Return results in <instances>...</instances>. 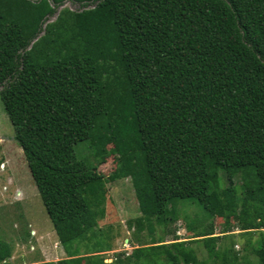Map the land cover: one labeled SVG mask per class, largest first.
<instances>
[{
	"label": "trees",
	"instance_id": "trees-1",
	"mask_svg": "<svg viewBox=\"0 0 264 264\" xmlns=\"http://www.w3.org/2000/svg\"><path fill=\"white\" fill-rule=\"evenodd\" d=\"M67 1L82 10L60 9ZM0 88L60 243L99 228L108 185L126 179L150 239L125 260L99 249L30 264H140L150 251L237 264L221 244L235 228L260 233L264 264V0H0ZM110 141L120 163L106 176L94 163ZM186 201L224 219L221 236L185 214L189 240L168 243ZM12 255L0 241V264Z\"/></svg>",
	"mask_w": 264,
	"mask_h": 264
},
{
	"label": "rangeland",
	"instance_id": "rangeland-1",
	"mask_svg": "<svg viewBox=\"0 0 264 264\" xmlns=\"http://www.w3.org/2000/svg\"><path fill=\"white\" fill-rule=\"evenodd\" d=\"M63 8L72 11L82 10L80 5L71 1L65 2L60 9ZM55 18L56 15L50 19V22ZM107 148L111 153L114 142L110 141ZM77 154L79 157H84L81 147L78 148ZM110 155L103 163H94L98 165L99 171L106 176L115 174L120 163L116 155L113 153ZM223 174V172L220 174L221 188L227 186L226 178L222 177ZM236 183L241 185L240 173L236 177ZM106 204V209L101 210L99 214V228L86 233L74 244L63 245L60 243L32 178L24 152L14 140V128L0 96V241L13 247L10 264H30L39 261L57 262L68 259L69 254L85 257L96 253L99 249L109 250L102 256L107 263H110L118 256L123 260L129 255L132 256L138 243L143 246L149 244V234L144 230L139 220L140 209L130 179L116 181L108 185ZM180 204V220L167 227L169 233L166 240L168 243L174 239L173 233L180 236L182 241L189 240L188 227L192 225L183 219L185 214L190 215L195 223L199 222L198 226L201 225V220H208L206 224L209 225L214 223L216 235L221 236L226 228L224 219H209V214L197 202L186 201ZM234 224V222L231 224L233 228L236 227ZM200 227L196 229H200ZM33 230H37L39 235L32 233ZM40 234L44 236L42 240ZM159 234H162L161 230H159ZM126 239L132 240L133 243L131 241L130 245ZM259 239V232L250 235L235 228L233 234L227 236L221 244L224 249L226 246L230 248L228 258L234 259L238 256L237 264H262L254 252V248L258 247ZM39 240L48 246H41L42 258L38 251H30L31 245L40 250ZM197 245L193 247L196 249L200 261L206 262L204 259L207 258V253L200 247L203 244ZM157 254L158 252L155 251L146 253L142 256L144 259L140 261V264H172L165 260L162 261L156 256ZM129 264H133V262Z\"/></svg>",
	"mask_w": 264,
	"mask_h": 264
},
{
	"label": "crops",
	"instance_id": "crops-1",
	"mask_svg": "<svg viewBox=\"0 0 264 264\" xmlns=\"http://www.w3.org/2000/svg\"><path fill=\"white\" fill-rule=\"evenodd\" d=\"M179 230H180V229H179ZM32 233H35L36 235H39V234L37 233V230H33ZM40 235L42 236V234H40ZM43 237H44V236L41 237V240H42ZM41 240H39L40 242H39V241H38V242H39V244H40V248H39V249H40V254L43 256V254L41 253V246L46 245V244L43 243V242H41ZM126 240H127L128 243H129V239H126ZM127 241H126V242H127ZM46 246H47V245H46ZM47 247H48V246H47ZM137 247H139V245H136L135 248H137ZM41 258H42V257H41Z\"/></svg>",
	"mask_w": 264,
	"mask_h": 264
}]
</instances>
